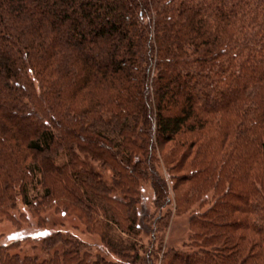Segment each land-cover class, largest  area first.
Listing matches in <instances>:
<instances>
[{
    "label": "trees",
    "instance_id": "obj_1",
    "mask_svg": "<svg viewBox=\"0 0 264 264\" xmlns=\"http://www.w3.org/2000/svg\"><path fill=\"white\" fill-rule=\"evenodd\" d=\"M15 188L107 254L57 231L0 264H264V0H0V199Z\"/></svg>",
    "mask_w": 264,
    "mask_h": 264
},
{
    "label": "rangeland",
    "instance_id": "obj_2",
    "mask_svg": "<svg viewBox=\"0 0 264 264\" xmlns=\"http://www.w3.org/2000/svg\"><path fill=\"white\" fill-rule=\"evenodd\" d=\"M92 168L100 172L109 185L113 184L115 174H112L105 166L94 162ZM164 168L162 166V171H164ZM36 185L38 190H42L39 184ZM142 189L144 203L150 210H154V207H152L154 195L150 183L145 182ZM14 192L13 206H11L12 203L0 199V244L22 240V249L24 248V250L30 252L34 250V252H40V248H33V246L38 245L37 241L31 238L26 241L24 238L32 236L41 239L44 235L61 231L85 242L94 256L97 253L107 254L100 229L87 228L79 219V214L75 215L76 212L74 214V212L67 210L64 213L63 204L60 207L57 206L55 203L56 198L51 197L50 199L41 200V197H37L35 203H40L31 208L23 203L17 188L14 189ZM118 231H121V229H118ZM189 234V215L185 213L172 216L171 224L163 236L167 247L181 249L183 243L188 240ZM148 239V237L143 236L144 242H147ZM109 257L116 260V258Z\"/></svg>",
    "mask_w": 264,
    "mask_h": 264
}]
</instances>
